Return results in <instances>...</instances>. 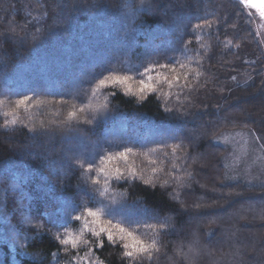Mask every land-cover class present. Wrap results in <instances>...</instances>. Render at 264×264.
I'll list each match as a JSON object with an SVG mask.
<instances>
[{"label":"trees","instance_id":"obj_1","mask_svg":"<svg viewBox=\"0 0 264 264\" xmlns=\"http://www.w3.org/2000/svg\"><path fill=\"white\" fill-rule=\"evenodd\" d=\"M258 24L242 0H0V264H264V184L214 142L264 138Z\"/></svg>","mask_w":264,"mask_h":264},{"label":"rangeland","instance_id":"obj_2","mask_svg":"<svg viewBox=\"0 0 264 264\" xmlns=\"http://www.w3.org/2000/svg\"><path fill=\"white\" fill-rule=\"evenodd\" d=\"M249 2L253 10L256 11V16L259 21V25L264 29V3H256L253 1ZM253 4V5H252ZM246 5V4H245ZM181 130L169 131L166 136H176L182 139L183 143L186 145L194 144L192 136L183 137L181 136ZM253 134V133H252ZM255 134V133H254ZM224 136V140L221 141L219 138ZM222 135L216 137L214 142L220 144L227 148V161L229 166V171L232 179L245 182L251 185H262L264 184L261 180L264 178V138L251 136L246 133L234 130L231 132L223 133ZM162 136V135H161ZM66 143L65 140L60 141L56 146L59 148L61 145ZM33 143H27V146H31ZM89 146L86 140L75 141L72 145V151L82 152V146ZM69 157H65L64 163L68 164ZM143 214V213H142ZM153 216V215H151ZM100 215H93L91 217V222L89 228L93 231L100 229ZM85 237V233L83 232ZM82 236V231L72 236V240H78ZM88 264V263H87Z\"/></svg>","mask_w":264,"mask_h":264},{"label":"water","instance_id":"obj_3","mask_svg":"<svg viewBox=\"0 0 264 264\" xmlns=\"http://www.w3.org/2000/svg\"><path fill=\"white\" fill-rule=\"evenodd\" d=\"M254 1H257V2H262V3H264V0H254Z\"/></svg>","mask_w":264,"mask_h":264}]
</instances>
